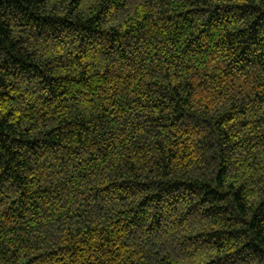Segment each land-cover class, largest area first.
Segmentation results:
<instances>
[{
  "label": "trees",
  "instance_id": "obj_1",
  "mask_svg": "<svg viewBox=\"0 0 264 264\" xmlns=\"http://www.w3.org/2000/svg\"><path fill=\"white\" fill-rule=\"evenodd\" d=\"M0 264H264V0H0Z\"/></svg>",
  "mask_w": 264,
  "mask_h": 264
}]
</instances>
